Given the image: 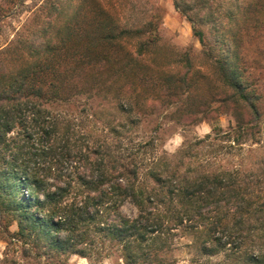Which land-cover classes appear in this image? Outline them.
<instances>
[{
  "label": "trees",
  "instance_id": "16d2710c",
  "mask_svg": "<svg viewBox=\"0 0 264 264\" xmlns=\"http://www.w3.org/2000/svg\"><path fill=\"white\" fill-rule=\"evenodd\" d=\"M76 2L52 3L49 30L35 29L15 62L0 59V240L6 249L17 246L40 264H68L71 256L101 262L111 253L122 264H176L170 238L181 231L195 252L190 264H264V167L261 173L210 170L185 148L170 157L159 152L154 136L135 139L143 122L136 84L119 90L108 109L114 82L107 72L123 38L138 39L141 55L157 35L95 15L78 29V12L63 15ZM241 2L226 11L229 26L219 22L222 29L207 46L194 18L173 0L207 46L224 88L211 102L236 110L239 138L259 133L257 87L264 77L257 71L264 69V0ZM248 18L251 34L239 24ZM250 39L252 49L244 46ZM181 60L188 70V56ZM187 76L177 80L184 84ZM174 83L165 85L170 102ZM96 99L104 104L94 105ZM125 202L134 217L122 213ZM0 264H8L6 256Z\"/></svg>",
  "mask_w": 264,
  "mask_h": 264
},
{
  "label": "rangeland",
  "instance_id": "374dc122",
  "mask_svg": "<svg viewBox=\"0 0 264 264\" xmlns=\"http://www.w3.org/2000/svg\"><path fill=\"white\" fill-rule=\"evenodd\" d=\"M75 1L73 9H64L63 15L78 12L74 20L78 29L85 27L86 20L95 15L108 21L115 20L120 26H143L144 30H149L145 37L149 32L157 35L156 43H149L141 55H138V39L123 38L118 43L119 47L114 45L118 51L117 62L107 72L114 82L106 97L108 109L113 107L112 98L119 90L136 84L140 101L138 112L143 122L133 131L135 139L145 140L154 136L159 152H165L170 157L185 148L188 154L196 156V165L206 162L211 164V167H206L210 170L238 168L246 173H261L260 168L264 167V77L257 87L261 95L258 106L262 113L259 133L235 137L236 110L223 111L219 104L211 102L222 95L224 88L207 56V46L213 45L216 32L222 29L219 22L222 21L224 27L229 26L226 11H237L235 6L243 0H178L186 13L194 18V27L202 30L207 42L204 48L193 35L191 24L174 9L173 0ZM54 2L57 0H0V50L9 49L7 52L0 51V59L8 57L15 62L19 50L23 49L35 29L46 27L49 30L48 13ZM149 21L153 23L152 28L145 25ZM261 22L264 23V15ZM239 24L243 27L242 31L249 34L255 30L249 18ZM251 41L245 42L244 46L252 49L254 41ZM183 54L190 59L188 70L181 60ZM186 71V82L179 83L178 77ZM257 71L264 76V69ZM90 73L97 74L98 71ZM173 82L177 96L170 102L165 85H172ZM97 103L104 104L94 100V105L97 106ZM113 116H117L116 112ZM156 128L158 131L155 133ZM205 136H210V139L199 145L198 142ZM122 213L134 217L135 209L125 202ZM15 230V224L9 227L10 232ZM188 243L181 231L170 238L172 258H175L176 264H190L189 259L195 252ZM5 246L0 240V261L6 256L8 264H40L32 257H24L17 246L8 249ZM95 258L89 261L71 256L68 264H122L115 253L101 262Z\"/></svg>",
  "mask_w": 264,
  "mask_h": 264
}]
</instances>
